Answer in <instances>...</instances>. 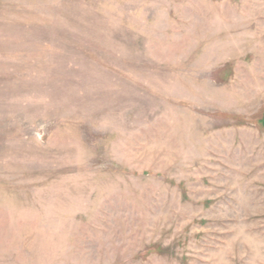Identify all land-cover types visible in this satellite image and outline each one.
Wrapping results in <instances>:
<instances>
[{
    "label": "rangeland",
    "instance_id": "1",
    "mask_svg": "<svg viewBox=\"0 0 264 264\" xmlns=\"http://www.w3.org/2000/svg\"><path fill=\"white\" fill-rule=\"evenodd\" d=\"M264 0H0V264H264Z\"/></svg>",
    "mask_w": 264,
    "mask_h": 264
},
{
    "label": "trees",
    "instance_id": "2",
    "mask_svg": "<svg viewBox=\"0 0 264 264\" xmlns=\"http://www.w3.org/2000/svg\"><path fill=\"white\" fill-rule=\"evenodd\" d=\"M263 122H264V117H263Z\"/></svg>",
    "mask_w": 264,
    "mask_h": 264
}]
</instances>
